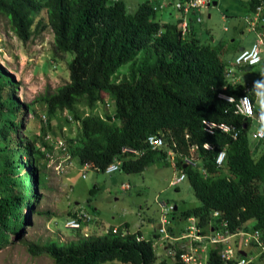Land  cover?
I'll list each match as a JSON object with an SVG mask.
<instances>
[{
	"label": "trees",
	"instance_id": "obj_1",
	"mask_svg": "<svg viewBox=\"0 0 264 264\" xmlns=\"http://www.w3.org/2000/svg\"><path fill=\"white\" fill-rule=\"evenodd\" d=\"M260 3L248 0V12L254 13ZM156 8L152 0L140 3L134 13L127 11L123 0H0V13L8 18L11 30L22 42L28 41L38 26L47 25L55 48L72 55L67 66L68 81L26 104L6 102L17 83L0 69V247L12 237L19 238L23 227L30 223L34 203L40 198L37 190L43 184L40 164L45 165L51 155L61 152V146H56L58 140L52 142L47 137L52 132L51 121L66 110L80 122L77 143L69 139L65 146L70 155L77 152L81 166L88 164L105 172L108 165L119 160L121 171L142 172L157 154L166 158L172 151L175 165L185 174L200 202L185 210L184 216L195 218L201 234L210 233L211 228L234 234L258 231L260 244L251 239L250 245L259 248L264 258V142L257 154L259 139L253 136L255 131H249L256 117L236 114L233 103L218 97L222 92L237 100L244 94L247 81L238 76L226 77L232 67L221 57L225 48L221 42L211 45L202 41L193 24L196 14L188 13V26L182 33V17L177 23H160L154 19ZM41 11H45L46 23L39 19L35 24ZM118 73L122 74L119 79ZM249 96L256 113L259 95ZM106 101L113 109L105 112L104 118L92 113L81 117L75 107L84 103L92 108ZM37 109L44 111L39 118L43 123L37 135L24 138L20 134L23 117L32 114L36 118ZM203 119L233 125L234 130L206 133ZM149 135L161 137L164 145L151 148L146 142ZM251 137L257 141L252 143ZM204 143L214 149H204ZM223 148L226 158L218 166L215 158ZM184 157L190 163H185ZM215 211L219 215L213 217ZM114 227L102 235L86 236L66 245L54 241L30 245L29 251L48 254L54 264H191L180 258L186 249L178 243L188 240L194 247L198 244L189 237L175 240L179 236H174L170 225L165 241L173 252L167 257L174 259L158 261L153 239L145 238L140 231L121 227L114 231ZM160 228L161 222L153 238L159 239ZM188 233L189 228L184 234ZM245 236L237 234L234 246ZM220 248L208 245L205 264H225ZM238 256L243 257L239 251Z\"/></svg>",
	"mask_w": 264,
	"mask_h": 264
},
{
	"label": "rangeland",
	"instance_id": "obj_2",
	"mask_svg": "<svg viewBox=\"0 0 264 264\" xmlns=\"http://www.w3.org/2000/svg\"><path fill=\"white\" fill-rule=\"evenodd\" d=\"M123 1L127 11L134 13L137 6L146 0ZM176 1L152 0L157 7L154 19L160 23H177L181 20L182 16L175 8ZM212 1L217 4L201 9L198 14L201 18L200 22H196V16L193 17V24L200 38L211 45L222 43L225 51L220 52L221 57L230 63L229 66L239 79L260 80L261 75L264 76L262 46L261 61L257 65L248 70V68L240 69L234 64L235 54L239 49L251 46L256 41L255 32L250 29L245 19L248 14V0ZM160 5L163 7L160 8ZM39 19L46 23L45 11L36 15L35 24ZM71 59V54L60 52L55 48L53 33L49 26L43 28L38 26L30 39L22 42L11 30L8 18L0 13V69L12 75L17 83L7 103H30L40 95L53 92L58 86L65 84L69 79L67 66ZM121 75L116 74L117 79L121 78ZM4 96L5 99L9 97L6 92ZM75 107L81 117L92 113L104 118V113H111L113 109L109 101L97 102L92 108L84 103H79ZM255 111L256 113L264 111V93H260L257 97ZM43 113V110L37 109L36 118L32 114L23 117L20 131L22 137L26 138L27 135L33 138L37 135L39 125L43 123L39 121ZM51 122L52 132L49 131L47 137L52 142L58 140L65 146L67 140L72 139L77 143L80 122L73 118L72 113L64 110L57 113ZM258 129L264 131V121L254 119L249 131ZM252 138V143L257 141ZM262 142V139L257 142V154L262 149ZM70 153V159L60 152L45 165L40 164L43 173V184L37 190L40 198L34 203L30 223L23 227L20 237H12L8 244L0 247V264H54L53 259L46 253L32 254L29 251L30 245L43 246L51 241L66 245L86 236L102 235L113 226L128 228L130 232L140 231L145 238L153 239L157 260L166 257V260L171 262L174 258L167 257L172 254L167 242L163 240L166 236L159 239L152 237L154 229L160 225L161 203L177 206L173 215L167 214V220L171 223H166L165 227L169 228L171 225L174 228V236L181 238L193 222L185 217L183 212L198 206L200 202L194 195L187 178L175 185L172 184V181L181 174V170L173 166L169 156L163 158L161 154H157L142 172L125 173L119 169L106 173L91 167L83 169L78 162L77 152ZM84 171L85 176H82ZM82 208L90 215V221L84 222L80 229L66 227L65 221L70 214ZM231 239L234 243V237ZM184 242L179 241L178 245L183 246L187 252L194 253L193 244L188 240ZM203 243L208 245L206 240H203ZM197 247L200 251L203 250L199 244ZM244 249L252 259V264H264L259 248L251 244ZM105 264L121 263L112 261Z\"/></svg>",
	"mask_w": 264,
	"mask_h": 264
},
{
	"label": "built area",
	"instance_id": "obj_3",
	"mask_svg": "<svg viewBox=\"0 0 264 264\" xmlns=\"http://www.w3.org/2000/svg\"><path fill=\"white\" fill-rule=\"evenodd\" d=\"M211 0H177L175 4V8L182 14L183 19L181 21L180 27L182 29V33L186 32L187 26H188V20H187V15L191 11L196 14V22H199L201 18L198 16L199 12L201 9L205 8L206 6L209 5ZM161 6V5H160ZM264 9V0H261L260 5L257 6L255 13L253 14L252 17L248 18V22L250 23V28L252 30H255V27L257 24L261 21L262 18V10ZM260 45H264V37H261L258 35V40L255 42L251 47L249 48H244L238 56L235 59V65H242V64H248V65H255L260 61ZM226 77L228 78H237L235 74L233 73V69L230 68L228 71H226ZM244 94L241 95L237 100L228 94L220 92L218 94V97L231 102L234 104V112L238 115L243 116L244 118L251 117L253 118L255 116L254 112V105L251 100V97L249 94L253 93L255 96H257L259 93L264 91V79L263 80H252V81H247L244 84ZM44 117V116H43ZM256 119L258 121H263L264 120V112L263 111H258ZM203 124V130L206 133L212 134L216 130H219L221 132H232L234 130V126L230 124H226L223 122H215L210 119H203L202 120ZM233 137L237 136V132H233ZM253 136L255 138H263L264 137V132L261 129H258L257 131L254 132ZM147 144L153 148L157 149L160 148L164 145L163 139L159 136L156 135H149L146 138ZM59 143V142H58ZM61 146V147H60ZM57 147L61 148V152L64 155H67L68 159H70L71 155L67 152L66 146H64L61 142L57 145ZM204 149L206 150H213L214 146H212L209 143H204L203 144ZM196 148V147H195ZM123 151H129L130 153H134V150H129L124 148ZM58 155V154H57ZM56 156V155H54ZM168 156L170 160L172 161L173 166L175 165L174 163V153L172 151H168ZM53 155L50 156L49 159H51ZM226 158V151L225 149H221L218 151L215 162L218 166H221L223 162L225 161ZM183 160L185 163H190V160L188 157H184ZM71 163V162H70ZM90 167L88 164L83 165V169ZM120 169V161L115 160L112 162L108 167L106 168L105 172L106 173H112L114 171H117ZM82 176H85V171L82 173ZM185 175L183 173L180 174L179 177L175 178L172 181V184H177L179 183ZM123 188V185H122ZM162 207V216L160 218L161 222V228L159 229L160 233L162 234L159 238H163L165 235L166 238L163 240L169 239V234L167 232V229L165 227V224L168 223L167 220V214L171 212V210L174 209L173 205H166L165 203H161ZM219 213L215 211L213 213V217L218 216ZM86 221H90V215L82 208L79 210H76L74 214H71L65 221V226L71 229H80L82 224ZM190 221H193L192 224L189 226V233L188 234H183L181 238H175V240H180L183 237H189L192 241L196 242H201L203 239H207L208 243L213 246H218L221 245V248L219 250V254L221 255L222 259L224 260L225 264H230L228 261L233 260V263L231 264H247L250 260L246 259L244 257L242 258H237L236 253L239 249L238 245L234 246L232 239L237 236V234H244L246 235L242 239V244L247 245L251 242V239L257 240L259 237V232L255 231L253 234H250L248 232H239V233H231L227 229L221 230H213L211 234L204 236L203 234L200 233L199 228L196 227L195 223V218L191 217ZM222 226H226L225 222L221 223ZM220 225V226H221ZM115 231V227H114ZM258 242V240H257ZM260 244V242H258ZM262 246V245H261ZM199 247H203V250L198 249V247H195L193 250L194 253H189V252H184L180 255V258L185 261L189 262L191 264H205L207 260V247L205 245H200ZM263 247V246H262ZM264 249V247H263ZM198 251L204 252L199 255ZM171 254L173 253L171 248H170Z\"/></svg>",
	"mask_w": 264,
	"mask_h": 264
},
{
	"label": "clouds",
	"instance_id": "obj_4",
	"mask_svg": "<svg viewBox=\"0 0 264 264\" xmlns=\"http://www.w3.org/2000/svg\"><path fill=\"white\" fill-rule=\"evenodd\" d=\"M210 3H212V2H210ZM210 3H209V5H210ZM209 5H208V6H209ZM245 19L247 20L248 18L246 17ZM263 21H264V19H263ZM246 22H247V23L249 24V26H250V23L248 22V20H247ZM258 25H259V23L257 24V26H258ZM255 28H256V27H255ZM250 29H251V28H250ZM251 30H252V29H251ZM255 30H256V29H255ZM255 30H254V31H255ZM252 31H253V30H252ZM243 49H244V48H243ZM243 49H242V50H243ZM242 50H240V51H242ZM260 51H261V49H260ZM239 53H240V52H239ZM239 53H238V54H239ZM238 54H237V56H238ZM237 56H236V57H237ZM236 57H235V59H236ZM260 58H261V56H260ZM235 59H234V64H235ZM260 61H261V59H260ZM260 61H259V62H260ZM259 62H258V63H259ZM247 65H248V64H247ZM249 66H253V65H249ZM248 68H250V67H248ZM263 79H264V76L261 75L260 80H263ZM263 93H264V92H263ZM259 94H260V93H259ZM259 94H258V95H259ZM258 95H257V96H258ZM257 113H258V111H257ZM257 113H255L256 115L254 116V118L257 116ZM263 121H264V120H263ZM263 121H262V122H263ZM260 122H261V121H260ZM261 130H262V129H261ZM262 131H263V130H262ZM258 139H259V138H258ZM261 139H263V141H264V137H263V138H260L259 140H261ZM174 166H176V165H174ZM181 173H183V172L181 171ZM183 174H184V173H183ZM184 175H185V174H184ZM179 176H180V175H179ZM179 176H178V177H179ZM184 179H185V177H184L182 180H184ZM174 208H175V206H174ZM190 218H191V217H190ZM190 218H188V219L190 220ZM166 229H167V228H166ZM217 229H220V228H216V230H217ZM213 230H215V229H214V228H211V232H210V233H208V234L203 233V235H204V236L209 235V234L212 233ZM200 233H201V232H200ZM203 240H206L207 243H208V240H207L206 238L203 239ZM197 243L200 244V245H205L207 248H208V245H210L209 243H208V245L204 244L203 241H201V242H197ZM249 245H250V243L247 244V245H243L242 242H239V243H238V247H239L238 251L241 252V254H242V252H244V254H242L243 257L246 258V259H249V260H250L247 264H249V263L252 261V259L248 257V255H247V251L244 249V247H245V246H249ZM236 246H237V245H236ZM215 247H216V246H215ZM263 247H264V246H263ZM263 247H261L262 251H264ZM238 258H242V257H239V256H238Z\"/></svg>",
	"mask_w": 264,
	"mask_h": 264
},
{
	"label": "crops",
	"instance_id": "obj_5",
	"mask_svg": "<svg viewBox=\"0 0 264 264\" xmlns=\"http://www.w3.org/2000/svg\"><path fill=\"white\" fill-rule=\"evenodd\" d=\"M251 12H248V14H247V18H250L249 16H253V14L255 13H253L252 12V15L250 14ZM210 16V15H209ZM262 18L264 19V12H263V14H262ZM182 19H183V16H182ZM257 27H261V29L260 30H253L254 32H255V35H256V41L255 42H257V40H258V35H260L261 37H264V21L261 19V21L259 22V25L258 26H256V28L255 29H258ZM199 36H200V34H198ZM255 42H253L252 43V45L255 43ZM262 46V48L264 49V45H260V47ZM248 47H250V46H248ZM248 47H242V48H248ZM261 49V48H260ZM239 52H240V49H239ZM239 52H237L236 54H235V56H237V54L239 53ZM234 56V57H235ZM250 68H248V70H249ZM187 244V243H186ZM183 247V246H182Z\"/></svg>",
	"mask_w": 264,
	"mask_h": 264
},
{
	"label": "water",
	"instance_id": "obj_6",
	"mask_svg": "<svg viewBox=\"0 0 264 264\" xmlns=\"http://www.w3.org/2000/svg\"><path fill=\"white\" fill-rule=\"evenodd\" d=\"M212 4L216 5L217 3L215 1H212ZM243 48H240V50H242ZM264 142V141H263ZM176 209V208H175ZM242 254H244V252H242Z\"/></svg>",
	"mask_w": 264,
	"mask_h": 264
},
{
	"label": "bare ground",
	"instance_id": "obj_7",
	"mask_svg": "<svg viewBox=\"0 0 264 264\" xmlns=\"http://www.w3.org/2000/svg\"><path fill=\"white\" fill-rule=\"evenodd\" d=\"M255 11V10H254ZM252 15V14H251Z\"/></svg>",
	"mask_w": 264,
	"mask_h": 264
}]
</instances>
